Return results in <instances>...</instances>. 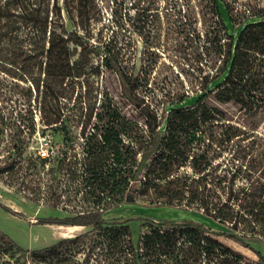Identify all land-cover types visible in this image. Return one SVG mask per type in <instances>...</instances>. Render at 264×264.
I'll use <instances>...</instances> for the list:
<instances>
[{
  "label": "trees",
  "instance_id": "16d2710c",
  "mask_svg": "<svg viewBox=\"0 0 264 264\" xmlns=\"http://www.w3.org/2000/svg\"><path fill=\"white\" fill-rule=\"evenodd\" d=\"M225 6L239 32H229L218 0H213L214 22L200 52L217 73L203 72L202 92L195 102L179 105L188 97L182 94L168 100L160 113L139 94L140 87L147 84L141 73L124 72L109 42L101 33L95 36L93 21L102 16L97 0H0L1 95L4 88L17 92V100L32 102L35 94L44 128L54 127L68 106L73 110L79 106L81 111H71L67 118L90 119L94 113L91 102L97 101V97L91 98L93 77L106 64L117 74L124 96L136 104L143 119L128 120L116 104L110 109L108 95L102 96L99 118L108 119L111 126L96 141L92 136L88 139L82 173L85 193L95 208L38 219L40 224L85 226L90 230L31 251L0 231V264H28L27 252L37 260L29 264H225L229 260L264 264V256L233 232L219 233L193 222L146 220L134 243L128 220L107 221L99 206L115 192L126 201L140 198L149 204L197 206L221 224L231 221L237 227L234 214L226 209L237 172L228 177L211 169L213 127L224 118L222 111L206 99L213 94L220 102H237L250 110L264 104V8H251L236 16L228 2ZM4 118L1 115L2 122ZM13 118L24 125L19 127L21 133H35L33 112L27 109ZM162 124L163 133L158 138ZM65 125L55 129L69 138L70 129ZM82 133L85 135V129ZM226 134L231 140L238 135L237 129ZM17 148L22 150V146ZM12 166V162L5 163L0 171ZM226 181L227 201L211 204V187L223 189ZM220 234L252 249L260 261L226 244Z\"/></svg>",
  "mask_w": 264,
  "mask_h": 264
},
{
  "label": "rangeland",
  "instance_id": "374dc122",
  "mask_svg": "<svg viewBox=\"0 0 264 264\" xmlns=\"http://www.w3.org/2000/svg\"><path fill=\"white\" fill-rule=\"evenodd\" d=\"M102 16L93 21V32L103 35L109 42L115 58L124 72L141 73L143 82L140 96L159 109L171 98L187 94L179 105H188L202 92L203 72L214 75L217 71L200 55L209 26H213V0H97ZM234 8V14L251 8H264V0H218L222 17L230 33L237 35L229 20L225 3ZM66 26L70 27L68 20ZM95 38H93L94 40ZM103 63V59H101ZM105 63V62H104ZM91 98L97 97L93 116L84 120L67 118L71 111L80 112L76 106L64 107L62 119L54 127L44 128L40 120L35 94L32 102L17 100V92L0 94V170L8 162L14 166L0 171V231L10 236L17 245L34 250L56 245L61 239L86 233L90 227H65L56 224H40L39 218L50 215L64 217L95 208V203L85 193L82 178L84 156L90 143L111 126L108 119H100L102 96L111 99L129 120L143 122L139 110L124 96L117 74L106 64L101 73L93 77ZM221 80V78L219 79ZM218 80V81H219ZM18 90H21L19 88ZM35 93V92H34ZM210 106L222 111L223 120L213 127L214 143L210 150L211 169L221 176L237 172L233 191L226 209L235 220L224 225L202 212V208H183L165 204L144 203L138 198L126 201L115 192L99 203L105 220H128L134 243L146 220L164 222H193L216 232H233L264 256V104L254 109L242 107L237 102H220L211 94ZM72 105V104H70ZM35 114L36 131L28 136L20 131V121L13 116L21 113ZM91 109L88 108V111ZM85 113V111L83 110ZM1 115L6 116L2 122ZM85 124L83 125V122ZM70 129L69 138L55 129L64 126ZM229 126H232L231 129ZM20 128H24L22 125ZM162 124L158 138L163 133ZM237 129L238 135L227 139L226 132ZM85 129V135L83 130ZM26 130V128L24 129ZM22 146V150H18ZM236 170V171H235ZM228 173V174H227ZM225 186V187H224ZM228 182L223 189L211 187L210 202L217 204L228 199ZM111 196V198H110ZM117 197V199L115 198ZM129 200L133 199L130 195ZM197 207V208H196ZM13 211L19 212L14 213ZM234 227V228H233ZM226 244L254 260L260 261L250 248L224 235L218 236ZM83 257V254H79ZM2 261V256H0ZM27 263L32 260L30 252L25 254ZM47 264V263H38ZM201 264V261H200ZM225 264H247L245 261H227Z\"/></svg>",
  "mask_w": 264,
  "mask_h": 264
},
{
  "label": "bare ground",
  "instance_id": "6f19581e",
  "mask_svg": "<svg viewBox=\"0 0 264 264\" xmlns=\"http://www.w3.org/2000/svg\"><path fill=\"white\" fill-rule=\"evenodd\" d=\"M65 227H79V226H65Z\"/></svg>",
  "mask_w": 264,
  "mask_h": 264
}]
</instances>
